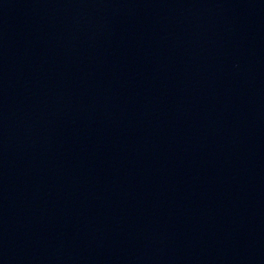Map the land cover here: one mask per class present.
Listing matches in <instances>:
<instances>
[{
    "label": "water",
    "instance_id": "water-1",
    "mask_svg": "<svg viewBox=\"0 0 264 264\" xmlns=\"http://www.w3.org/2000/svg\"><path fill=\"white\" fill-rule=\"evenodd\" d=\"M0 264H264V0H0Z\"/></svg>",
    "mask_w": 264,
    "mask_h": 264
}]
</instances>
